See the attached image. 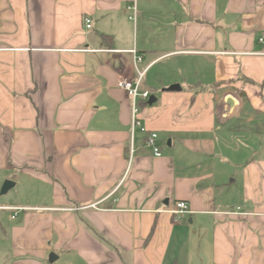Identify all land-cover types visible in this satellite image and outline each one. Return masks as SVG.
Returning a JSON list of instances; mask_svg holds the SVG:
<instances>
[{"label": "crops", "instance_id": "1", "mask_svg": "<svg viewBox=\"0 0 264 264\" xmlns=\"http://www.w3.org/2000/svg\"><path fill=\"white\" fill-rule=\"evenodd\" d=\"M7 180L0 264H264V0H0Z\"/></svg>", "mask_w": 264, "mask_h": 264}, {"label": "built area", "instance_id": "2", "mask_svg": "<svg viewBox=\"0 0 264 264\" xmlns=\"http://www.w3.org/2000/svg\"><path fill=\"white\" fill-rule=\"evenodd\" d=\"M86 27L91 28V19L86 18ZM135 53V51H134ZM136 61H140L141 57L135 55ZM144 72H139L136 80L125 79L119 82L120 88L126 91L127 95L130 97L132 102V113H131V133L132 137L139 130L146 134V145L150 147L155 156H161L162 151L161 147L158 144V133L154 131H149L146 126H144L140 119V105L139 101L144 100L148 101L151 98V91L142 88ZM133 150H131V158H132ZM188 212V204L184 201H179L176 203V209L174 210L175 222H178L181 216Z\"/></svg>", "mask_w": 264, "mask_h": 264}, {"label": "water", "instance_id": "3", "mask_svg": "<svg viewBox=\"0 0 264 264\" xmlns=\"http://www.w3.org/2000/svg\"><path fill=\"white\" fill-rule=\"evenodd\" d=\"M170 89L171 90L179 89V86L178 85H173V86L170 87ZM154 100H155V98H153V96H151V98L149 99V103L152 104ZM227 102L230 105H233V103H234L232 98H228ZM13 186H14V182L13 181H11V180L5 181L1 192L2 193H6Z\"/></svg>", "mask_w": 264, "mask_h": 264}, {"label": "rangeland", "instance_id": "4", "mask_svg": "<svg viewBox=\"0 0 264 264\" xmlns=\"http://www.w3.org/2000/svg\"><path fill=\"white\" fill-rule=\"evenodd\" d=\"M240 146H242L243 144H239ZM4 183V182H3ZM3 183L1 184L0 186V192H1V187L3 185ZM15 194V189H11L10 192H9V195L8 196H13ZM6 197L3 195V198ZM15 199V198H14Z\"/></svg>", "mask_w": 264, "mask_h": 264}, {"label": "trees", "instance_id": "5", "mask_svg": "<svg viewBox=\"0 0 264 264\" xmlns=\"http://www.w3.org/2000/svg\"><path fill=\"white\" fill-rule=\"evenodd\" d=\"M240 95H241L243 98H245V94H244V93H241Z\"/></svg>", "mask_w": 264, "mask_h": 264}]
</instances>
